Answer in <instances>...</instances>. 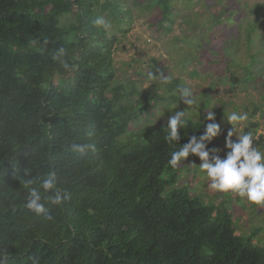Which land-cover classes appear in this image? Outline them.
Segmentation results:
<instances>
[{
    "label": "trees",
    "instance_id": "obj_1",
    "mask_svg": "<svg viewBox=\"0 0 264 264\" xmlns=\"http://www.w3.org/2000/svg\"><path fill=\"white\" fill-rule=\"evenodd\" d=\"M99 1L0 0V255L8 264H32L31 257L39 264H264L258 230L237 234L225 202L174 186L171 153L207 122L186 116L171 145L167 121L130 128L147 100L113 85L118 34L92 24L102 16ZM173 1L151 2L164 29ZM116 7L127 30L130 10ZM61 46L69 70L52 59ZM178 85L179 78L165 83L168 92ZM84 143L95 151H71ZM25 169L28 178L55 171L72 193L50 208L53 220L24 207L28 192L18 178Z\"/></svg>",
    "mask_w": 264,
    "mask_h": 264
},
{
    "label": "rangeland",
    "instance_id": "obj_2",
    "mask_svg": "<svg viewBox=\"0 0 264 264\" xmlns=\"http://www.w3.org/2000/svg\"><path fill=\"white\" fill-rule=\"evenodd\" d=\"M151 2L100 0L97 4V12L112 22L111 30L118 34L113 85L135 90V99L141 96L142 103L147 100L141 118L130 128L166 122L181 110L210 123L207 113L214 112L221 131L207 147L218 149L216 154L223 158L229 151L225 137L232 127L227 115L243 112L248 119L235 127L232 139L251 133L254 146L264 151V0H174L166 21L170 29L159 26L160 12ZM257 4L263 6L255 12ZM117 5L130 10L127 30L116 22ZM67 17L63 20L74 19ZM150 72L155 79L149 78ZM161 75L179 78L181 85L191 87L195 103L189 107L179 102L177 89L168 92ZM200 162L194 155L182 161L174 186H188L192 196L205 202H225L234 216L236 233L248 235L256 229L254 242H264V207L231 192L211 191Z\"/></svg>",
    "mask_w": 264,
    "mask_h": 264
},
{
    "label": "clouds",
    "instance_id": "obj_3",
    "mask_svg": "<svg viewBox=\"0 0 264 264\" xmlns=\"http://www.w3.org/2000/svg\"><path fill=\"white\" fill-rule=\"evenodd\" d=\"M92 24L102 28L106 34L111 35L112 22L104 16H97L92 20ZM47 44V40L44 41ZM67 49L64 46L59 47L52 56V59L59 62L65 70L70 69L67 59ZM150 79H155L153 73H148ZM162 82H170V77L161 75ZM177 92L179 102L187 106L195 103L193 90L187 85H178ZM162 115H159L160 117ZM157 117V118H158ZM206 119L211 121L207 123L203 133L197 137L192 135L188 141L178 150L171 153L168 160L169 166L177 168L182 161H185L190 155L197 156L201 161L200 171L206 174L210 181L208 187L214 192L234 193L241 198H246L250 203L264 207V151L254 146V137L251 133H245L236 136L233 140L234 130L237 125L243 126L248 119L247 113L232 111L227 115V122L232 126L225 137V148L229 149L225 156L216 153L218 149H209L207 142L220 134V124L215 121L214 112H208ZM189 124L186 118V110L176 111L169 116L166 125L165 141L171 145L181 139L180 128H185ZM92 135V133H89ZM89 150L95 151V145L73 144L71 151L81 155ZM211 154V155H210ZM30 170L25 169L24 179L18 178L21 185L28 192V198L24 207L37 217H44L46 220H53L50 212L52 206H62L67 200H70L72 193L67 189L59 187L58 177L55 171H47L35 178H28ZM36 185V186H34ZM15 211V208H13ZM32 264H39L37 257H31ZM9 257L0 255V264H8Z\"/></svg>",
    "mask_w": 264,
    "mask_h": 264
}]
</instances>
